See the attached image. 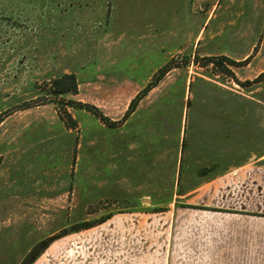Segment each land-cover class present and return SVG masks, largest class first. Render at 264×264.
Listing matches in <instances>:
<instances>
[{
	"label": "rangeland",
	"instance_id": "obj_1",
	"mask_svg": "<svg viewBox=\"0 0 264 264\" xmlns=\"http://www.w3.org/2000/svg\"><path fill=\"white\" fill-rule=\"evenodd\" d=\"M176 1L0 0V264L106 260L111 218L228 207L218 186L247 168L264 215V0Z\"/></svg>",
	"mask_w": 264,
	"mask_h": 264
},
{
	"label": "crops",
	"instance_id": "obj_2",
	"mask_svg": "<svg viewBox=\"0 0 264 264\" xmlns=\"http://www.w3.org/2000/svg\"><path fill=\"white\" fill-rule=\"evenodd\" d=\"M181 2L189 7L188 13H194L197 3L199 7L210 4ZM252 155L256 157L250 153L246 161L230 165L220 173L237 169L243 172ZM261 167L255 172L264 174V166ZM253 174L251 168L241 173L239 190L228 182L218 186L225 195L212 202L228 207L203 209L184 204L173 210L125 213L111 218L107 245L93 249L105 253L101 257L106 260L87 258V264H254L255 252L264 251V215H256L253 207L261 204L255 199ZM209 182H213L212 178H200L181 196L205 188ZM244 188L251 191L244 192ZM244 205L250 209H244Z\"/></svg>",
	"mask_w": 264,
	"mask_h": 264
},
{
	"label": "trees",
	"instance_id": "obj_3",
	"mask_svg": "<svg viewBox=\"0 0 264 264\" xmlns=\"http://www.w3.org/2000/svg\"><path fill=\"white\" fill-rule=\"evenodd\" d=\"M248 57L244 61H246L248 59ZM205 59L210 60L212 58H211V56H209V57H206ZM221 59H223V60L225 59V60L229 61L230 63H236L234 60H232L226 56H222L220 58V60ZM220 62L221 61H217L216 63H220ZM165 71H166V66H163L160 69V74H159L160 76H157V78L155 80L149 82L146 86H144V88L135 97H133L131 99V101L128 104V107L124 113V116L129 114L134 109V107L136 106L138 100L142 97V95H144V93L146 91H148L151 87H153L156 84L157 79H159ZM262 75H264V72L262 73ZM48 89L50 90V92H49L50 95H53V97L56 98V100L61 101L60 100L61 98H59V96L61 94L67 93V92L73 93L76 91V82H75L74 75L72 73H65V74H62V75L54 78L48 84ZM73 104L77 107L85 108L86 110L92 112L97 117H99L103 122L107 123L106 116H104L102 114V112L96 106L88 104V103H82V102H73ZM35 255H37V254H34V256Z\"/></svg>",
	"mask_w": 264,
	"mask_h": 264
}]
</instances>
